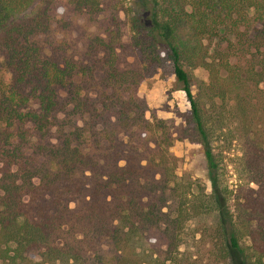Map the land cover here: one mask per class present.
<instances>
[{
	"label": "trees",
	"instance_id": "16d2710c",
	"mask_svg": "<svg viewBox=\"0 0 264 264\" xmlns=\"http://www.w3.org/2000/svg\"><path fill=\"white\" fill-rule=\"evenodd\" d=\"M128 4L133 66L116 18L79 56L45 40L75 15L99 22L102 0H0V264H172L185 223L210 210L223 254L264 264V0ZM166 66L209 193L177 178L170 126L145 117L138 87ZM218 143L239 147L254 186L230 207Z\"/></svg>",
	"mask_w": 264,
	"mask_h": 264
},
{
	"label": "rangeland",
	"instance_id": "374dc122",
	"mask_svg": "<svg viewBox=\"0 0 264 264\" xmlns=\"http://www.w3.org/2000/svg\"><path fill=\"white\" fill-rule=\"evenodd\" d=\"M130 0H102L103 13L97 17L99 22L95 23V17H76L68 30H55L46 41L53 42L60 39L66 42L74 55L79 56L84 45L93 34H101L107 29L114 30L111 23L112 18H116L115 27L122 36V50L120 51V62L124 66L138 65L139 57L132 50L129 43V26L127 16L120 11L127 7ZM132 1V0H131ZM78 16V15H77ZM197 79H205L207 75L202 70H194ZM171 70L166 66L158 70L152 76L143 80L139 87V94L144 98L147 111L146 119L163 120L170 126V132L175 138L170 155L176 160L175 174L182 183H190L192 191H198L201 187L204 192L209 193L211 184L205 159L201 146L197 142V136L193 129L190 118V106L185 94L180 90V84L173 79ZM218 162L220 165L221 181L224 187V197L228 206L233 204L237 191L253 188V184L247 185L248 177L240 172L239 158L240 151L236 144L225 148L218 143ZM197 193V192H196ZM242 194V193H241ZM70 207H73L71 205ZM218 221L216 215L211 210L205 214L189 219L184 226L181 240L178 244L179 252L176 260L172 264H239L231 260L221 251L218 238ZM223 247V245H222ZM32 260L36 261L37 258Z\"/></svg>",
	"mask_w": 264,
	"mask_h": 264
}]
</instances>
